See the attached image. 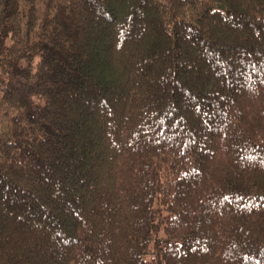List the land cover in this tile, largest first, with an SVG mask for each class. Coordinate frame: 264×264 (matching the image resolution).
<instances>
[{
    "label": "trees",
    "instance_id": "16d2710c",
    "mask_svg": "<svg viewBox=\"0 0 264 264\" xmlns=\"http://www.w3.org/2000/svg\"><path fill=\"white\" fill-rule=\"evenodd\" d=\"M0 264H264V0H0Z\"/></svg>",
    "mask_w": 264,
    "mask_h": 264
}]
</instances>
